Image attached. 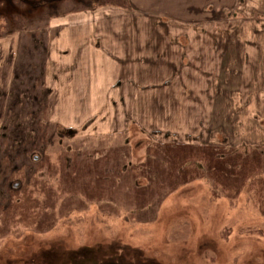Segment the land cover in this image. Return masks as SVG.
<instances>
[{
	"label": "rangeland",
	"instance_id": "obj_1",
	"mask_svg": "<svg viewBox=\"0 0 264 264\" xmlns=\"http://www.w3.org/2000/svg\"><path fill=\"white\" fill-rule=\"evenodd\" d=\"M131 4L0 0V36L21 34L0 93V264H264V146L227 145L205 98L234 93L239 35Z\"/></svg>",
	"mask_w": 264,
	"mask_h": 264
},
{
	"label": "crops",
	"instance_id": "obj_2",
	"mask_svg": "<svg viewBox=\"0 0 264 264\" xmlns=\"http://www.w3.org/2000/svg\"><path fill=\"white\" fill-rule=\"evenodd\" d=\"M132 8H139L144 11H157L159 15L175 17V18H190V17H205V18H216L218 22L213 23L211 20H207L205 26H199L193 28V31L197 33L205 32V34H214L218 33V35L229 36L230 34H238L240 41L234 44H226L228 48L230 46L234 47L236 50H240L234 56V70L236 76L232 77V81L234 82L235 91L234 93H205L206 105L212 109L213 115L209 119L211 123L215 124L217 130H223L224 136L227 145H241V146H251L258 149L259 147L264 146V22L262 23L263 28L259 26L258 19L261 15L264 16L263 3L264 0H131ZM224 2H229L228 4L222 5ZM220 5L221 9H214L215 5ZM135 5V6H134ZM244 9L258 12V15L255 17L253 14H246ZM243 11V12H242ZM123 15H128L125 11H120ZM193 12V13H191ZM218 12V14H217ZM245 12V13H244ZM133 13V12H132ZM215 13L217 15H215ZM130 15H132L130 13ZM70 21L64 22L61 24L60 28L65 30L67 28L74 27L76 25H71ZM58 26V25H57ZM54 27V26H52ZM51 27L50 31L53 29ZM95 27V26H94ZM193 27V26H191ZM107 30V27L104 28ZM103 28H96L98 30L96 34H100V36L106 34H110L112 30L104 32ZM119 29L114 30L113 34H120ZM183 30V29H182ZM21 32V31H17ZM173 33V32H172ZM20 36L17 38H13L11 34L0 36V73H5L4 76L7 78L4 82L0 80V93H16L14 86V82L17 79V73L13 75V70H15L16 59L15 56L17 54V49L20 45ZM263 36V37H262ZM243 38V41L241 39ZM108 40L110 36L105 37ZM82 38H79V40ZM90 39V38H88ZM102 39L104 37L102 36ZM128 40L129 37H126ZM219 39V38H218ZM96 41V38H94ZM132 40V32L130 41ZM86 42V38L84 40ZM80 43L78 45V62L81 64V60H83L82 55H80V51L82 50L83 42L74 41V44ZM95 43V42H94ZM103 45H106L109 49V44L111 42H104ZM212 44L215 42L212 41ZM255 43V47L251 45ZM100 46V47H102ZM83 50H86L84 48ZM252 50L251 52H247ZM65 55L69 54L72 49L63 48ZM110 51L114 53V51L110 48ZM94 53H90L93 56V61L98 56H101L99 49L94 48ZM107 53L108 50H105ZM82 53V52H81ZM122 59L119 60H127V58L121 55ZM247 57V59H246ZM81 59V60H80ZM117 60V58H116ZM68 65H72L68 63ZM236 68V69H235ZM53 67L50 73L51 77H53ZM56 72V71H55ZM232 72V73H233ZM56 75V74H55ZM51 79V80H53ZM214 82H218L219 78ZM58 81V80H57ZM253 82L252 86L250 83ZM58 83L62 84V81H58ZM251 87L247 93H240L243 87ZM70 87L65 85L62 88V93H72L69 90ZM13 90V91H12ZM65 90V92L63 91ZM20 93V92H18ZM3 96V94H1ZM233 99V108L234 111L237 112V119L232 121L234 131H231L229 128V119H228V109L230 108L231 101ZM240 107H245V113L248 115L245 119L242 118V113L240 112ZM243 113V114H245ZM234 113L230 114V120ZM242 129H246L249 134H239ZM238 133V134H237ZM241 139V141H238ZM214 146V145H209ZM258 147V148H257Z\"/></svg>",
	"mask_w": 264,
	"mask_h": 264
}]
</instances>
